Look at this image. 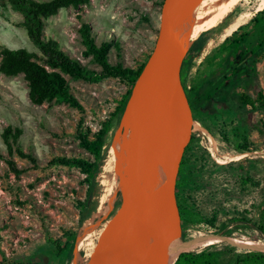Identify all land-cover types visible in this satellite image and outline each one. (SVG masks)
Returning a JSON list of instances; mask_svg holds the SVG:
<instances>
[{
    "label": "rangeland",
    "instance_id": "rangeland-1",
    "mask_svg": "<svg viewBox=\"0 0 264 264\" xmlns=\"http://www.w3.org/2000/svg\"><path fill=\"white\" fill-rule=\"evenodd\" d=\"M161 2L88 0L76 8H60L43 19L42 35L55 40L62 50L95 72L90 80L64 76L79 107L56 97L33 104L27 97L22 74L4 75L0 72V132L7 125L20 128L17 145L34 159L31 162L16 153L8 157L0 138V264L91 262L86 257L91 245L85 241V245L76 249V242L80 227L92 212L94 177L87 198L85 175L74 167L50 161L57 157H80L92 161L91 154L80 146L77 131L92 138L132 85L118 77L101 74L92 56L85 54L84 37L79 28L82 23L87 24L89 36L96 45L108 43L106 56L109 65L120 64L136 70L141 64L143 66L153 45ZM259 3L260 0H252L240 11L230 12L231 16L245 12L252 17L259 11L256 10ZM21 22L19 13L8 4H0V46L25 48L37 53ZM225 25L222 20L207 30L198 24L194 37L202 34L199 39L201 47L186 54L191 43L187 47L185 43L182 58L186 59V64L178 71L184 110L189 115L183 123L191 127L189 121L193 120L189 133L192 139L186 141L179 155L182 164L180 167L177 164L174 187L177 209L184 211L181 218L184 247L200 236L228 235L264 243V237L257 229L258 225H264V106L255 104L254 107L225 110L218 104L226 93L245 92L252 96L258 91L264 93V46L246 64L240 65L208 102L198 105L194 101L201 83L217 67L211 62L218 53H225L215 49L229 35L224 32ZM258 32V29L251 30L246 38V49H252L258 43ZM118 118L112 120L101 148L102 157ZM194 121L202 130L194 128ZM130 128L126 122L121 140L128 135ZM241 153H245L244 156L235 159ZM5 159L14 162L16 171L9 169ZM107 182L103 180L100 188L104 204L114 192L116 198L107 222H112L118 213L121 214L118 219L124 220L125 209L129 207L126 189L118 185L109 194ZM85 200L89 216L79 226L83 213L80 205ZM136 208L133 207L131 212ZM86 223L84 225L88 226L89 222ZM71 240V250L67 253ZM95 241L96 236H93L92 242ZM221 243L227 244L219 242L216 245ZM236 247L238 250L204 247L185 251H217L215 260L218 264H231L237 255L256 251Z\"/></svg>",
    "mask_w": 264,
    "mask_h": 264
},
{
    "label": "trees",
    "instance_id": "trees-1",
    "mask_svg": "<svg viewBox=\"0 0 264 264\" xmlns=\"http://www.w3.org/2000/svg\"><path fill=\"white\" fill-rule=\"evenodd\" d=\"M87 1L0 0V4H8L12 10L20 14L22 18L21 26L25 30L28 40L38 51L35 53L25 48L9 49L0 46V72L4 75L22 74L27 85V97L31 103L39 104L44 100L56 97L65 100L73 107H79L76 99L68 89L64 76H69L73 79L90 80L95 72L89 70L78 59L62 50L55 40L45 38L42 35V30L44 18L55 14L60 8L69 6L76 8L81 4H85ZM252 29L259 30V41L252 49H246V38ZM79 32L84 37V45L86 46L85 54L92 56L93 61L100 68L103 76L118 77L126 81L129 86L133 85L142 64L136 70L122 67L120 64L114 66L109 65L106 56L108 43L102 42L96 45L89 36V27L87 24L82 23ZM201 35L191 42L192 44L188 46L186 54L193 50H198L201 47V44H199ZM262 46H264V8L257 11L246 23L239 25L215 47V49L225 53L224 55L218 53V57L211 62V64L215 63L217 67L212 69L206 80L201 83L194 97L195 103L203 105L208 102L219 91L221 86L234 75L237 68L242 64H246L251 56ZM185 64L186 59L182 58L179 65L180 71ZM128 92V90L125 91L114 112L102 122L100 129L92 138H89L85 133L77 131L79 144L91 154L92 161L80 157H57L50 161V163L74 167L83 173L88 180L87 198L91 192V179H93L99 167V161L102 159L101 148L106 140V135L112 126L113 118H118L121 113ZM218 104L225 110L239 109L240 106L254 107L255 104L264 106V93L258 91L255 96L245 92H240L239 94L226 93L224 98L219 100ZM20 134L21 129L18 127L7 125L2 129L0 138L5 152L8 157L16 153L19 157L28 158L33 162L34 159L30 155L25 154L17 145V139ZM191 139L192 134L188 136V140L190 141ZM185 149L186 146L184 147ZM181 160L182 157L178 160L179 167L182 164ZM5 163L9 169L16 171L15 164L11 159H5ZM80 208L83 213L79 219V226L89 216L86 200L80 205ZM178 212L181 219L184 211L179 210ZM257 229L261 231L264 237V225H258ZM72 241L69 243L67 253L71 250ZM206 247H209L210 250H238L236 246L229 243H221L220 245L212 244ZM216 252H184L181 256L180 264H218L215 260ZM231 264H264V252L249 251L237 255Z\"/></svg>",
    "mask_w": 264,
    "mask_h": 264
},
{
    "label": "bare ground",
    "instance_id": "bare-ground-1",
    "mask_svg": "<svg viewBox=\"0 0 264 264\" xmlns=\"http://www.w3.org/2000/svg\"><path fill=\"white\" fill-rule=\"evenodd\" d=\"M251 1L252 0H191L190 4L180 11L173 21L172 30L167 37L169 46L170 97L167 107V121L160 146V155L162 159L166 164L172 167L175 166L183 146L188 140L189 133L192 131L193 121H189L191 127L183 123V121L189 117L184 110L185 100L182 95L178 75L180 61L185 51L184 45L186 43L187 47V45L196 39L194 35L196 34L198 24L210 30L223 20L226 24L224 32L230 34L251 17V14L245 12H238L233 17L231 13L236 10L240 11V9L246 7ZM262 8H264V0H260L256 10ZM189 16H191V19H188L190 18ZM190 21L191 26H189ZM151 119L152 113L148 102L145 77H143L141 85L136 90L131 111L126 121L131 128L125 138L122 140L120 138L116 157L111 161L107 177L103 179L106 182L108 181L107 192H109V194L111 191L114 192L118 185L126 189V204L129 206L125 209L124 220L122 218L118 219L120 214L118 213L112 222H107L109 242L113 249L111 264H162L167 259V251L161 240L160 227L143 207L132 179V149L138 137L146 131ZM194 128L196 130H202V127L195 121ZM244 154L241 153L236 155L235 159L241 158ZM114 193L112 194L114 195ZM113 195L110 194L105 203L108 214L115 203L114 199L116 198H114ZM133 207L137 208L131 212ZM88 220L89 219H87L85 223H88ZM122 221L124 222L122 223ZM84 224L80 227L76 249L81 248L82 245H85V241H88V244L91 246H88V248H90L86 253V257L88 261H91L89 264H93L95 252L97 249L101 248V240L94 233L93 227L87 228ZM93 236H96L95 242H92ZM111 237L112 239L110 241ZM198 238L199 239L192 240V242L184 248L189 251H194L193 249L204 248L212 244L225 242L245 249L264 251V243L262 241L260 242L250 238H234L228 235L207 238H205V236H200ZM242 244L254 248L246 247ZM85 248L87 249V247ZM76 249L75 254L78 253ZM72 262V264H76L73 260ZM107 264L109 263L107 262Z\"/></svg>",
    "mask_w": 264,
    "mask_h": 264
},
{
    "label": "water",
    "instance_id": "water-1",
    "mask_svg": "<svg viewBox=\"0 0 264 264\" xmlns=\"http://www.w3.org/2000/svg\"><path fill=\"white\" fill-rule=\"evenodd\" d=\"M191 0H162L155 39L143 66L136 76L113 129L104 155L93 179L92 212L87 228L93 227L101 240V248L93 264H111L113 249L108 235V211L102 200L101 184L107 177L109 164L116 157L121 135L131 111L133 98L145 77L152 119L146 131L136 140L132 149V179L137 195L149 215L159 225L161 240L167 251L162 264H180L185 251L182 224L175 202V180L178 160L174 167L166 164L160 155V146L167 121L170 97L168 34L175 17ZM104 230V231H103ZM255 250V249H246ZM258 251V250H256ZM264 252V251H261Z\"/></svg>",
    "mask_w": 264,
    "mask_h": 264
}]
</instances>
